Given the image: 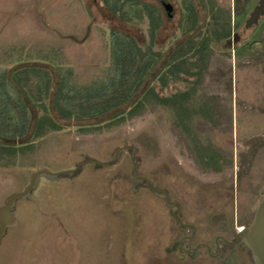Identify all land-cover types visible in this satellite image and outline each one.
<instances>
[{"label": "rangeland", "instance_id": "obj_1", "mask_svg": "<svg viewBox=\"0 0 264 264\" xmlns=\"http://www.w3.org/2000/svg\"><path fill=\"white\" fill-rule=\"evenodd\" d=\"M139 1L156 6L162 16L154 50L164 57L146 86L154 84L164 96L184 91L187 84L182 82L161 92L154 75L179 45L206 32L209 11L193 0L199 26L183 36L182 0ZM233 1L215 3L232 12ZM235 1L241 9L256 0ZM164 3H169L172 18ZM112 29L133 37L143 48L149 44L147 21L126 24L108 11L103 0H0V68L47 70L57 85L61 65L71 68L81 82L92 83L109 66ZM253 30L241 26L234 34L240 33L249 44ZM226 41L212 44L196 89L195 107L200 112L189 118L190 137L178 128L169 109L149 107L141 116L106 128L119 110L94 120L63 121L51 96L49 113L62 129L35 141L32 151L0 162V208L9 195L24 191L38 169L62 172L83 166L55 181L42 179L30 198L17 202V225L0 242V264H171L164 248L174 238L176 223L164 198L139 177L161 190H177L173 200L184 201L192 220L206 228L205 214L197 211L212 204L207 192L214 189L207 185L216 178L195 172L193 159L203 168H217L232 157L237 166L242 159L244 168L253 156L250 148L264 144V63L263 67L254 63L235 67L233 73L212 70L216 48ZM230 41L226 57L234 54L233 36ZM214 82L217 86H212ZM29 108L34 119L43 113L31 104ZM30 138L12 143L19 145ZM106 162L112 163L99 165ZM252 166L247 181L249 188L260 186L259 201L264 193V147L257 151ZM181 191L185 199L179 198Z\"/></svg>", "mask_w": 264, "mask_h": 264}, {"label": "trees", "instance_id": "obj_2", "mask_svg": "<svg viewBox=\"0 0 264 264\" xmlns=\"http://www.w3.org/2000/svg\"><path fill=\"white\" fill-rule=\"evenodd\" d=\"M103 3L110 13L126 24L147 21L149 44L143 48L133 37L112 29L109 66L92 83L81 82L71 68L60 64L57 66V85L47 70L0 68V162L32 151L35 141L62 129L50 116L47 101L51 96L63 121L94 120L119 110L106 128L117 127L128 119L141 116L149 107L169 109L177 119L178 128L190 137L192 121L189 118L200 112V107H195L198 100L196 89L212 52V44L232 37L231 9L219 7L215 0H199L202 8L209 11V27L203 34L200 32L199 36L179 45L154 75V82L159 84L161 92L182 82L187 84V89L164 96L154 84L146 86L164 57L163 53L154 50L162 26L159 8L139 0H103ZM182 4L184 12L180 27L182 35L188 36L197 30L199 15L193 0H182ZM186 78L195 80L190 82ZM29 104L43 113L34 119ZM126 105L128 108L122 109ZM28 136H31L28 142L13 144ZM213 159L216 161L217 157Z\"/></svg>", "mask_w": 264, "mask_h": 264}, {"label": "flooded vegetation", "instance_id": "obj_3", "mask_svg": "<svg viewBox=\"0 0 264 264\" xmlns=\"http://www.w3.org/2000/svg\"><path fill=\"white\" fill-rule=\"evenodd\" d=\"M247 27L254 28L253 40L247 44V49L253 51L254 54L256 52L253 58L247 61V65L251 66L254 63L255 66H262L264 63V39L259 36L264 29V0H259L248 12ZM232 36L235 41L234 32ZM237 37L236 34L238 42L240 39ZM263 147L262 143L259 147L250 148V151L254 149L251 153L253 156L248 158L247 166L244 165V168L242 159H240V165L237 166L236 158L232 157L217 168H203L193 159L192 167L195 172L204 175L210 174L211 178H216L215 180L210 178L211 181L207 185L214 189H209L207 192L208 196L212 198V204L206 209L201 206L197 211V213L205 214L208 220L206 228H203V224L196 218L192 220L194 216L184 201L173 200V195L178 194L177 190L175 191L173 188L161 190L147 178L139 177L141 181L149 184L155 192L164 198L168 205V214L176 223L177 228L173 232L174 238L164 248V253L169 261L173 264H255L252 253L243 241L241 233L253 222L256 208L264 195L261 192L262 196L257 201L260 186L255 188L252 185L249 188L247 181L251 176L254 157L257 155V151ZM133 158L135 160V154H133ZM229 171L231 173H228ZM261 177L263 179L264 176ZM195 185L197 186V184ZM179 193V198L185 199L182 191ZM247 195L249 196L247 197Z\"/></svg>", "mask_w": 264, "mask_h": 264}, {"label": "water", "instance_id": "obj_4", "mask_svg": "<svg viewBox=\"0 0 264 264\" xmlns=\"http://www.w3.org/2000/svg\"><path fill=\"white\" fill-rule=\"evenodd\" d=\"M111 163L106 162L99 165L105 166ZM81 166L83 164L75 169L62 172H53L45 167L38 169L32 174L30 184L23 192L9 195L5 200V204L0 208V242L5 237L7 230L17 225L14 211L18 201L30 198L42 179L55 181L63 176H70L77 172ZM241 234L243 235V241L252 253L255 264H264V195L256 208L253 222Z\"/></svg>", "mask_w": 264, "mask_h": 264}, {"label": "crops", "instance_id": "obj_5", "mask_svg": "<svg viewBox=\"0 0 264 264\" xmlns=\"http://www.w3.org/2000/svg\"><path fill=\"white\" fill-rule=\"evenodd\" d=\"M259 0H256L252 5H249L246 8H238V6L235 7V5L237 4V2L234 0L233 1V6H232V18H233V32L235 33V31L239 30V28H241V26H246L247 27V16H248V12L250 11V9L255 6V4H257ZM236 3V4H235ZM164 9L166 10V14L169 18H172L171 15V8H169V3H164ZM235 24L236 27H235ZM238 33V32H237ZM239 34V35H238ZM238 37L241 40L240 43H238L237 45L235 44L234 41V54L233 57H231V55L229 54V57H226L228 54V52L231 51V46H230V39H228L226 42L221 44L220 48H216L218 49V51L216 52L215 49V54H214V50H213V54L215 57H213L211 59V65L213 66L212 70L214 71H220V70H227V71H231L232 73L234 72V68L235 67H247L249 65L247 64H242L243 62H245L246 60H250L251 58H253V56L256 54L253 53V51L251 52L250 50L247 49V39L244 37L240 36V33H238ZM234 37V36H233ZM237 37V39H238ZM259 38L264 39V29L261 31V35L259 36ZM235 39H236V34H235ZM239 42V41H238ZM237 49V52H236ZM212 54V56H213ZM256 63H259V61H256ZM258 65V64H257ZM217 86V82L212 83V86Z\"/></svg>", "mask_w": 264, "mask_h": 264}, {"label": "built area", "instance_id": "obj_6", "mask_svg": "<svg viewBox=\"0 0 264 264\" xmlns=\"http://www.w3.org/2000/svg\"><path fill=\"white\" fill-rule=\"evenodd\" d=\"M234 38V37H233Z\"/></svg>", "mask_w": 264, "mask_h": 264}]
</instances>
